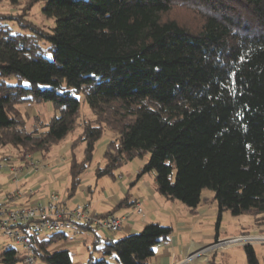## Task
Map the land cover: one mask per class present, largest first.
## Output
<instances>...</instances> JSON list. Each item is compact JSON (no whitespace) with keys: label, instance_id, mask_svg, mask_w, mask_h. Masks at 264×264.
Wrapping results in <instances>:
<instances>
[{"label":"trees","instance_id":"trees-1","mask_svg":"<svg viewBox=\"0 0 264 264\" xmlns=\"http://www.w3.org/2000/svg\"><path fill=\"white\" fill-rule=\"evenodd\" d=\"M21 13L0 12V147L13 155L46 157L68 140L81 115L83 94L94 115L71 141L84 145L70 168L68 196L77 193L104 131L105 166L99 178L149 155L120 204L131 208V189L154 174L159 194L197 212L215 201L218 224L226 212L253 216L264 227V0H11ZM43 3L55 19L52 32L27 18ZM9 22L29 29L14 33ZM30 31V32H29ZM48 41L52 58L41 42ZM17 77L25 80L9 83ZM52 103L60 115L34 117L31 130L19 108ZM213 192L204 197V191ZM94 233L85 264H151L173 227L152 222L118 239L91 224ZM263 232V231H262ZM32 254L46 264H74L60 248L67 232L28 234ZM248 264H260L255 247H244ZM98 252V258L94 257ZM10 243L0 264H25Z\"/></svg>","mask_w":264,"mask_h":264},{"label":"crops","instance_id":"crops-1","mask_svg":"<svg viewBox=\"0 0 264 264\" xmlns=\"http://www.w3.org/2000/svg\"><path fill=\"white\" fill-rule=\"evenodd\" d=\"M70 146L71 142H68L67 148H70ZM39 156L42 161L50 164V170L42 173L31 174L29 178H27L18 186L11 181L8 172L2 170L3 172L0 174L1 197L6 198L10 193L18 188L23 192L24 195L23 197L17 199L15 204H28L39 199H47L50 193L55 192L53 188L55 184L60 182L69 183L68 176L64 175L61 171V164L49 162L47 156L44 157L41 154H39ZM142 166H135L132 169V172L126 171L127 176L124 173H121L122 175L119 176L121 181L118 186L110 187V190L107 192L104 191V196L99 193V191L97 192V188L94 191L92 189L91 180L84 178V176L82 178V183L74 197L70 198L68 196V190L65 192V194H59L58 192L56 193L60 195L61 204L68 208H74L77 205L89 204L90 209L97 214L109 213L120 204L131 185L135 183L137 174L141 170ZM97 186L98 183H96V187ZM31 188L35 189V193L29 196L28 190ZM96 193L98 195H96ZM131 193V201H135L136 204L131 208H120L114 213V215L120 217L131 214V217L125 222L123 230L116 236H111L110 234L102 231L98 232L104 237L118 239L130 234L138 233L142 231L145 225L152 222H159L172 227L175 226V222V227H178L177 230L172 234L168 243H162L156 246V255L152 259L151 264H170L174 258L182 259L183 261L187 256L197 251L198 249L196 248H204V242H212L222 237L220 234L222 223L215 235L204 233V230L199 227V224L203 220H214V218L218 216V207L215 202H211L210 208L207 207L208 205L202 208L198 207L196 214H190V211L184 204L178 205L177 203H174V201L169 200L163 195L159 194L156 188V180L153 178L149 179L147 175L136 182V186L131 189ZM141 201H144L146 205L144 210V219L133 214L134 207ZM175 204L180 206L179 208H182L186 211H184L183 214H179L178 218H174L173 216L178 214H175V212H171V210H169V208L175 207ZM244 223L246 226L239 224L242 227L241 230H238V232L234 234H227V236L229 237V235L231 236L250 231L253 228L254 219L250 222L245 221ZM254 229L260 231L259 228ZM262 229L263 230L261 231H264V227ZM85 231L88 230H84L83 232ZM83 232H80L77 235H80ZM93 239L94 233L92 241ZM61 246L62 245H60V247ZM88 258L89 256H86L82 261L74 264H85Z\"/></svg>","mask_w":264,"mask_h":264},{"label":"rangeland","instance_id":"rangeland-1","mask_svg":"<svg viewBox=\"0 0 264 264\" xmlns=\"http://www.w3.org/2000/svg\"><path fill=\"white\" fill-rule=\"evenodd\" d=\"M43 9V3H38L36 4L32 10L30 11V14L28 16V20L34 23L36 26L43 27L49 32H52V29L56 26L55 19L53 18H48L45 16L42 12ZM0 12L1 13H21V9H19V6L13 4L11 0H0ZM9 25L13 28L14 33H19V32H24V30H29L25 28L19 27L16 23L9 22ZM30 32V31H29ZM41 48L43 55L48 58H52V52L50 51V46L51 44L43 40L41 42ZM1 80V77H0ZM9 83L12 84H18L21 82L23 85L27 86L28 83L27 81L23 80L19 81L17 77H12L11 79L8 80ZM79 100L81 103V115L78 120V125L76 129L69 134L68 140L63 142L60 145L54 146L49 154L47 155V159L49 162L54 163V164H61V171L64 175L68 176V180L70 181L69 175H70V168L72 165V161L75 156L72 155L70 148H67V143L71 142L73 139L77 138L82 132L84 128V124L87 120L93 119L94 115L91 112L86 100L85 96L83 94L79 95ZM21 111L24 113L25 117L27 118V127L29 130H31V126L33 123V118L34 117H40L42 121L49 122L51 119H53L55 116L60 115V110H58L52 103L50 102H42L38 104H33L30 106L27 105H22L19 107ZM114 137V134L111 131L105 130L104 134L101 138V140L98 142L96 145V148L93 153V158L90 164L88 165L86 171L84 172V178H88L91 180L92 184V189L95 191L97 188V192L101 193L104 196V191H109L110 187H116L120 183V178L119 176L122 175L121 173H124L127 176L126 171L132 172V169L135 166H142L147 162L149 159V155L143 157V158H136L133 162L128 163L121 167L120 169L117 170L116 175L117 178L113 179L109 176H103L99 178L96 174V170L99 167H104L106 162L104 159V153L106 150V144L109 140H111ZM84 145H79L74 151V154L76 155L77 160H82L83 153H84ZM13 149L11 147H0V159L1 156L5 153L7 154H13ZM40 159V156H39ZM42 161V159H40ZM44 162V161H43ZM50 165V164H49ZM3 171L0 170V174ZM148 178L150 179H155L154 174H148ZM5 182V181H4ZM96 183H98V186L96 187ZM69 187V183L67 182H60L54 185V191L58 192L59 194H65V192L68 190L67 188ZM96 195H98L96 193ZM95 195V196H96ZM213 192L210 190H205L204 191V197H212ZM215 202V201H213ZM174 203H177L178 205H183L181 202L174 201ZM216 203V202H215ZM175 204V207L169 208L171 212H175V214L178 215H173L174 218H178L179 214H183L185 210L182 208H179ZM210 203L207 204H202L200 207H209L210 208ZM217 204V203H216ZM145 203H143V209L145 210ZM185 207V206H184ZM187 209V208H186ZM190 211V209H188ZM186 212V211H185ZM190 214H196L197 212H189ZM253 216L248 215V214H243L240 216H234L230 212H226L223 214L222 219L220 224H218V216L214 218V220L211 219H206L203 220L200 224L199 227L204 230V233H210V234H216L218 228H220V225L222 223L221 227V239L228 238L227 234H234L237 233L238 230H241V225H245L246 222H250L253 220ZM174 225L176 226V223L174 222ZM173 226V233L177 230L178 227ZM255 227V224H253V228L245 233H240V234H252V235H257L260 233H264V231H258ZM99 233V232H98ZM172 233V234H173ZM119 234V233H118ZM118 234L112 235L111 236H116ZM68 239L67 241H61L60 245H62L60 248H66L70 250L73 253V261L74 263H78L84 259V257L89 256L90 252L93 251L94 245L92 241L93 233L89 231H85L81 233L80 235H77L74 233L73 230L67 231ZM239 235V234H236ZM236 235H229V237L236 236ZM201 238V237H200ZM217 240V239H216ZM215 240V241H216ZM215 241H207L204 242L203 246L207 247L210 244H213ZM16 246L19 248L20 252L23 253L22 247L20 245ZM257 252V256L259 258V263L264 264V244H258L254 246ZM199 248L202 250L204 248L198 247L196 249L199 250ZM6 249V246L0 248V253L3 252V250ZM194 251V250H193ZM202 256V255H201ZM94 257L98 258L100 257L98 252L94 251ZM172 262H175L177 264L182 263V259H176L174 258ZM112 264H117L115 259L111 260ZM170 263V264H171ZM22 264V263H19ZM37 264H46L42 260H37ZM192 264H248L247 261V255L244 249V246L240 245H234L231 246L230 248L226 249H220V250H215L211 251L208 254L203 255L202 257L196 258Z\"/></svg>","mask_w":264,"mask_h":264},{"label":"built area","instance_id":"built-area-1","mask_svg":"<svg viewBox=\"0 0 264 264\" xmlns=\"http://www.w3.org/2000/svg\"><path fill=\"white\" fill-rule=\"evenodd\" d=\"M0 170L8 172L11 181L18 186L31 174L50 170V165L41 161L39 154H27L22 159L17 155L5 153L0 159ZM34 193V188L28 190L29 196ZM23 195V192L17 188L6 198L0 196V248L10 243L20 245L25 256V264H37V259L32 254L28 242V234L67 232L73 230L75 224H91L99 231L115 235L123 230L125 222L131 217V214H127L121 217L110 215L101 218L90 209L89 204L68 208L61 204L60 195L56 192L50 193L47 199L22 205L15 204V201ZM143 203L145 202L141 201L134 207L133 214L144 219ZM258 244H264V233L218 238L213 244L187 256L181 264H192L196 258L211 251L230 248L234 245L254 247Z\"/></svg>","mask_w":264,"mask_h":264}]
</instances>
